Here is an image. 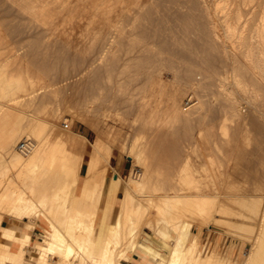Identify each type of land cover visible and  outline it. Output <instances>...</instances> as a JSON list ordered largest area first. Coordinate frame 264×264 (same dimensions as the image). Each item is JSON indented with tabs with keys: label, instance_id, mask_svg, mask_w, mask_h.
<instances>
[{
	"label": "rangeland",
	"instance_id": "rangeland-1",
	"mask_svg": "<svg viewBox=\"0 0 264 264\" xmlns=\"http://www.w3.org/2000/svg\"><path fill=\"white\" fill-rule=\"evenodd\" d=\"M224 1L0 0V125L2 135L15 137L12 155L0 146V199L4 192L12 194L15 190L16 196L30 197L39 209L54 206L64 211L70 221L75 214L73 197L78 194L79 220L95 225L97 230L104 220L110 226L119 216L124 188L133 181L144 182L149 174L150 180L131 194L129 203L134 209L132 222H137L145 209L153 215L147 217L142 228L132 225L139 243L145 239L149 243L151 238L164 237V231L160 232L162 222L159 225L154 219L153 202L168 203L175 192L182 194L181 177L204 181L214 169L221 178L222 199L228 200L235 215L231 216L230 233L204 228L197 251L206 255L218 240L215 264L250 262L257 238L264 239V230H260L264 220V81L248 66L244 52H229L224 44L215 42L214 31L224 35L225 18L233 23L240 17L238 27L246 26L250 42L256 25L264 24V0L251 5L227 0L228 8L223 12L217 5ZM103 52L104 73H97V69L85 72L90 60ZM27 73L41 75L52 86L45 95L40 90L36 99L23 96L15 100L16 110L2 119L11 100L22 93ZM235 78L245 80L249 92L239 90ZM176 89H184L180 107L188 113V119L168 118L167 98ZM144 97L149 110L146 114L141 110ZM190 97L197 104L185 109ZM89 101L95 109H87ZM77 114L98 128L80 122ZM38 125V138L29 135ZM54 125L70 132L72 139H87L76 183L56 168L29 169L25 161L30 154L18 150L26 139L34 141L35 147L44 144ZM100 134L112 147L108 179L98 177L97 182L85 183L86 164ZM144 149L145 159L133 162L131 151L139 154ZM117 162L122 165V173L115 167ZM136 170H140V177H134ZM116 172L121 188L112 197L110 185ZM24 216L0 208V219L6 223L24 226ZM41 218L34 216L26 224L27 238L34 243L42 233H33ZM197 232L195 225L192 233ZM174 240L170 241L172 247ZM120 248L127 254L122 264L143 261L136 251ZM73 260L79 264L78 259Z\"/></svg>",
	"mask_w": 264,
	"mask_h": 264
},
{
	"label": "bare ground",
	"instance_id": "bare-ground-1",
	"mask_svg": "<svg viewBox=\"0 0 264 264\" xmlns=\"http://www.w3.org/2000/svg\"><path fill=\"white\" fill-rule=\"evenodd\" d=\"M135 1L138 2V0ZM256 1L257 0H242L244 5L255 4ZM228 4L229 3L226 0L224 1V4L218 3L217 6H220L221 10L225 12V10L228 8ZM225 19V22L227 24L225 33L224 35H220L216 31H214V37L216 39L215 42L218 41L224 44L229 52H244V56L247 60L248 66L255 72L256 75H258L261 80L264 81V24L261 23V25L259 24L258 27L256 25L254 31H252V36H250L251 40L249 42L246 36V26H243L242 28L238 27L240 17L237 18L236 22L234 21L235 23H232L229 20L230 18ZM73 23H75V21ZM99 34L100 36H105L103 32H100ZM105 61L106 54L104 52L97 55L96 57L94 56V58L90 60L85 72H87L88 70L94 71L95 69H97V73L101 74L102 70L105 69L103 68V64H105ZM80 74L82 73H79V75ZM38 76L39 77L36 76V78L34 76H31V74L29 73L26 74V79L21 90L22 93L18 95V97L11 100L12 103L7 106V110H4L5 113L2 112L4 113L3 116H1L2 119L10 117L12 115V109L14 111V109L17 108L14 105H18V101L15 102V100L20 99L21 97L23 98V96L29 97L30 99H36L40 93V90L41 92H44L45 95L46 90L50 86H52L51 82L48 83L46 78H42L41 75ZM238 78H235V80L233 79L234 84L239 88V90L244 92L248 91L249 87L244 82L245 80L243 81V79L240 80ZM183 93L184 89H176L172 91L167 98L168 118L172 121L180 120L182 118L188 119V113L186 112L185 114L184 111L182 112V108L180 107L182 95H184ZM64 101H68V99H64ZM146 101L147 99L144 97L143 102L145 104H143V106H145L144 108H141V110L143 109L142 111H144L145 114L149 112V110L147 112L148 106L146 105ZM4 105L6 106V104ZM92 105L93 102L89 101L86 104L87 109L90 110L92 109V107H94L95 109V106ZM104 116L108 117V115ZM76 118L82 123L90 125L91 127H95V129L98 128L96 124L91 123L92 121H88L87 118L82 114H77ZM33 129V132L30 131L32 134H30L29 132V135L38 138L41 126L38 125ZM2 130L3 127L0 125V146L2 150H4V152L7 151L10 155H12L15 137L13 135H2ZM85 146L86 141L84 139L80 137H78L77 139H72V134L70 132L54 125L50 137L46 139V142L44 144L40 142L35 147L34 143V148L29 153L30 157L25 161L26 166L29 169L36 167L59 169L61 173L67 175L74 183H76L80 178L79 170L84 164ZM93 151L90 154V159L86 164L87 173L84 175L85 183L95 181L98 177L99 180L107 181V172L110 165V158L112 156V147L108 145V143H106L105 136L103 134H100L98 136L96 142L94 143ZM143 155L145 156V149L139 154H134V151L132 150L129 156L133 160V162H135L136 160L139 161L138 159L140 158L145 159ZM16 160L17 163L20 162V159L18 157ZM210 162L212 163L211 160ZM188 166L189 165L187 164V168H185V170L188 169ZM148 168L149 165H146L145 169H147V174L149 173ZM149 177L150 175L148 174L145 180L142 179L144 182L136 183L133 181L129 186L125 188L123 187L125 192L120 204L121 207L119 216H116L117 219H115V222L113 221L114 223L110 226L109 224L104 223V220L97 230H95L94 228L95 225L93 226V224H91L88 226L85 225L82 220H79L80 218H78V213L80 212L76 207L78 203V200L76 198L79 197L78 194L74 195L73 198L75 199L72 198L74 200L72 202V210L75 212V214L72 217V220L70 219V221H68V217L66 219V213L64 211L58 210L54 206H50L47 209H39L37 205L38 203L36 204V202L30 197L20 198L19 195H15L17 194L15 190L12 193L13 195L4 192L2 194V199H0V208L8 210L11 213L18 212L22 215H25L23 217V220L25 219L27 222L28 219H31L34 216H37L38 218L42 217V221L45 222L46 225L49 226V228L46 227L42 231V233L38 235L37 243H34L29 238H27L29 228L26 225L22 226L21 223H6V221L4 222L0 219V264H75L73 259H78L79 264H122L121 260L125 258L127 254L125 253L124 249L122 250L120 248L121 246L127 247V250L129 248V250L136 251V253H138L141 258H143V261H140L139 264H215L218 260L219 255V252L218 255L217 252H215L219 243L218 240L214 241V243L212 244V248L210 250H207L208 253L206 255H200L201 253H199L197 249L199 247V240L204 228L210 230L215 228L218 230H224L226 232H229L232 229L231 219L233 217L231 216H234L235 213L233 212V209L231 210L230 207L232 206L228 204V200L223 201L222 199L223 197L221 196V194L224 193L220 194L222 189L221 184H219V181L221 180L220 176L214 169H211L210 173L206 175V178H204V181H201L200 179L197 181L198 177H181L179 186L182 194L175 195L177 193L175 192V194L171 196L172 200H170V202L168 203L158 200L153 202V207L156 210L154 213V219L156 223L158 222V224L159 221L162 222V231L160 232L164 231L161 234H164V237L162 236L159 240L151 238V242L149 241V243L145 239L144 243H139L138 232H134L135 230L133 228H140L142 223H145V220L153 215L150 214V210L146 211L145 209L141 214H139V219H136L137 222H132L131 216L134 212V209L129 207L130 196L132 193L140 190L139 188L143 187V184L150 180ZM220 183H222V181ZM110 186L112 187L111 195L112 197H114V191H116V189H119V187L121 188L117 172L112 178V184ZM81 192L82 190L80 191V193ZM64 196L67 197V195ZM262 224L261 229L259 228L261 231L264 230V220ZM132 225L134 226L133 228ZM195 225L198 228V232L193 234L192 228ZM158 227L161 228V226ZM172 233L176 234V236L173 237L171 235ZM146 236H148V234ZM191 236L192 239L189 240ZM172 239H175V244L173 243V247L171 246L170 242ZM119 248L121 249V251H119ZM29 256L34 260L29 259ZM54 256L59 257L60 260L56 261L53 258ZM249 261L250 262H248L247 264H264V239L257 238L255 249H253Z\"/></svg>",
	"mask_w": 264,
	"mask_h": 264
},
{
	"label": "built area",
	"instance_id": "built-area-1",
	"mask_svg": "<svg viewBox=\"0 0 264 264\" xmlns=\"http://www.w3.org/2000/svg\"><path fill=\"white\" fill-rule=\"evenodd\" d=\"M195 104H197V102L195 100H193L192 97H190V98H188V100L185 104L186 105L185 109H188ZM65 128H67V129L69 128L68 123H65ZM33 148H34V141H32V140L26 139L18 145V150L24 155L29 154L33 150ZM140 175H141L140 170H136L134 177H140Z\"/></svg>",
	"mask_w": 264,
	"mask_h": 264
},
{
	"label": "crops",
	"instance_id": "crops-1",
	"mask_svg": "<svg viewBox=\"0 0 264 264\" xmlns=\"http://www.w3.org/2000/svg\"><path fill=\"white\" fill-rule=\"evenodd\" d=\"M83 139L87 141L86 138H83ZM115 167L119 170L120 173L123 172V168H122V165H121L120 163L117 162ZM24 220H25V219H24ZM26 224H27V221L25 220V225H26ZM46 227H47V225H46L45 222H43L42 220H38V221L36 222V229L34 230L33 233L37 234L38 232H42ZM0 236H1V234H0ZM32 236H33V235H32ZM33 238H34V237H33ZM138 262H140V261H138ZM136 264H137V263H136ZM152 264H153V263H152Z\"/></svg>",
	"mask_w": 264,
	"mask_h": 264
}]
</instances>
